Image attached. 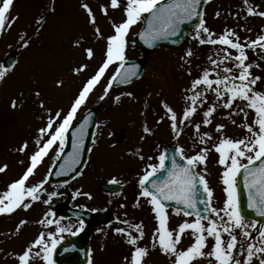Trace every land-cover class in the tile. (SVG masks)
<instances>
[{"label":"snow or ice","instance_id":"snow-or-ice-1","mask_svg":"<svg viewBox=\"0 0 264 264\" xmlns=\"http://www.w3.org/2000/svg\"><path fill=\"white\" fill-rule=\"evenodd\" d=\"M13 2L14 0H0V35L6 28L10 30L19 18L11 16ZM202 2L207 3L209 0H125L123 5L121 0H109L107 5H101L103 14L107 16L109 8H122L124 15L120 22L109 21L113 32L106 37L96 26L97 19L93 9L88 3H82L81 7L87 12L89 23L94 26V34L106 41L102 59L92 68L90 62L95 60L96 50L92 46L84 47V55L89 63H81L73 72L77 75L89 72V75L66 110L53 109L48 107L43 99L39 100V107L43 109L39 119L43 124L38 127L31 142L34 147L28 140H24L16 149L21 154H27L28 163L22 175L10 182L6 190L0 192V214H11L17 209L28 210L36 202L50 205L54 197L63 195L57 190L49 192L46 187L51 168L44 178L29 183L30 178H33L43 165L45 158L53 162L62 161L59 171L55 173L57 176L70 172L74 173L73 179L83 176V170L78 166L83 163L84 167H87L83 154L90 117L85 115L78 120L77 113L86 105L90 94L101 85L103 79L106 78L107 83L103 86L101 100L109 96L114 84H128L132 77L137 75L139 66L129 64L126 55L128 37L133 26L144 21L146 28L139 36L145 43L152 44L157 40L177 35L181 25L195 21L192 38L199 45H220L221 48L214 53L215 58L208 56L210 66L203 68L201 74L191 81L188 89L191 95L183 97L186 104L181 112L178 113L173 106L162 101L164 115L160 116L157 123L167 118L177 138L186 128L192 127L196 133L193 148L199 147V150L188 155L184 147L179 146L174 149L175 154L171 157L163 151L156 157L158 163L147 164L143 174L138 175L139 194L133 207H142L143 200L150 206L156 226L152 231L149 247L141 244L146 236L142 220L131 222L127 219V212L124 213V219L117 218V222L125 226L116 227L113 231L124 237L125 243L132 249L130 255L123 258L122 264H146L147 257L156 249L169 257L171 264H195L200 259H207L208 264H254L255 260L264 264V224L255 220L248 221L241 206L239 189V178L242 176L243 187L247 190V208L264 217V90H257L258 84H264V77L253 73L252 69L260 68L261 65L250 61L248 55L249 49L255 51L257 47L264 52V35H258L255 40L245 38L242 41L235 29L226 27L222 33H215L204 18ZM243 4L248 15L264 18V11H258L259 5L253 7L249 0H243ZM216 15L219 16L220 13L217 12ZM38 23L43 25L42 17ZM20 40L21 47L27 48L30 41L26 34L21 35ZM75 43L78 47H83L81 40ZM231 50H234L235 54ZM194 55L193 50L188 48L181 59L191 64L190 58ZM260 59L264 60V56ZM229 62L231 67L228 66ZM14 67L15 65L0 64V82L5 80ZM112 69L114 71H111ZM109 71L111 75L106 77ZM58 84L63 85V80L58 81ZM209 93L214 96V101L209 100ZM124 95L131 97L133 94L128 92L116 95L113 97L114 102L119 103ZM35 96L40 97L41 93L37 91ZM204 105H207L206 109ZM22 106V101L19 104L15 99L11 101L13 109ZM220 108L228 110L224 119L243 128L247 134L233 138L226 134L227 124L217 123L215 133L219 135L215 137L216 142L210 148L208 143L214 139L213 133L201 129L213 124L214 116ZM201 109H204L202 119L197 122L194 118ZM249 111L255 113L251 123L248 122ZM240 115L243 120L237 124L233 117ZM143 131L152 133L147 124ZM69 133L71 151L65 154ZM92 142H96L95 138ZM213 150L219 155L217 163L224 166L221 180L225 186L223 191L226 198L221 208L213 206L214 189L206 178L209 153ZM52 152L55 153L54 156H50ZM135 154L140 160L145 159L140 150ZM176 154L182 163L177 160ZM147 159L151 161L153 157L149 156ZM169 159L171 166L167 163ZM19 163L24 165L23 160ZM8 167L7 163L0 165V173L6 172ZM110 183L119 181L113 178ZM67 185L68 181H64L56 187ZM45 195L46 199L43 198ZM78 196L92 198L91 193L76 189L73 199ZM168 202L178 205L172 209V214L185 217L175 227L170 226ZM201 205L204 207L201 208ZM120 207L124 208L126 205L121 204ZM208 213L211 215H206ZM55 215L49 208L43 217L36 221L45 228L55 226V231H41L22 253L17 254L19 264H31L37 258H42L46 264H54L53 252L63 240V235L57 238L58 234L69 232L75 235L85 228L84 221L80 219L76 232H72V225L62 224V218L56 219ZM28 222L27 219H21L13 234L19 233ZM97 232L104 230L97 229ZM254 232H258V235H254ZM104 235L107 236V233L104 232ZM188 236L192 238V242L182 247L183 240ZM34 249L37 250L33 251ZM237 252L244 253L243 258L238 256ZM88 264H92L90 253Z\"/></svg>","mask_w":264,"mask_h":264},{"label":"rangeland","instance_id":"rangeland-1","mask_svg":"<svg viewBox=\"0 0 264 264\" xmlns=\"http://www.w3.org/2000/svg\"><path fill=\"white\" fill-rule=\"evenodd\" d=\"M85 2L93 9L97 19L96 26L101 29L104 36L112 34L113 29L109 21L120 22L124 14L122 8H109L108 15H104L101 5H107L109 0H14L13 2L11 16L19 18L10 30L6 28L0 35V64H3L5 56L10 52L18 51L14 69L3 82H0V165L4 163L9 165L6 172L0 173V192L6 190L10 182L22 175L28 163L27 154H21L16 149L24 140H28L31 145L36 130L43 124L39 119L43 112L39 107V100L43 99L47 106L53 109L66 110L89 75V72L79 75L73 72V69L81 63H89L84 55V47L92 46L96 50V58L90 62L92 68H95L102 59L106 41L94 34V26L89 23L88 14L81 7ZM121 3L123 5L125 0H121ZM249 3L253 7L259 5L258 11H264V0H249ZM217 12L220 13L219 16L216 15ZM41 17L42 26L38 23ZM204 18L207 25L217 34L222 33L227 27L235 29L242 41L245 38L255 40L258 35H264V18L248 15L243 0H210L205 7ZM142 22L133 26L129 33L127 59L143 56L142 50L133 43L134 35ZM24 34L30 41L27 48L21 47L20 37ZM193 35L194 30L179 47H161L149 53L146 57V73L139 81L122 88L111 89L109 96L103 100L100 96L103 94V86L106 85L107 79H103L101 85L94 89L86 105L77 113L78 119L91 107L100 102L103 104L94 136L96 142L92 143L83 176L73 179L67 187H56L60 184L48 183L46 187L49 192L57 190L63 193L54 197L50 205L36 202L28 210L17 209L11 214H0L3 220L0 226V264H19L17 254L22 253L41 231H55V226L45 228L36 221L41 219L49 208L56 214L55 218L60 219L59 209L63 205L77 209L110 210L115 217L114 223L103 228L86 224L82 231L89 237L92 264H122L123 258L130 255L132 249L125 243L124 237L113 231L116 227L125 226L117 222L118 217L121 220L125 218V212L131 222L141 220L144 222L146 236L141 244L151 247L150 238L156 222L150 206L143 200L142 207H133L139 194L137 177L143 174L147 164L158 163L156 157L162 152V146L166 143L176 148L183 146L188 155L199 150V147L193 148L196 133L192 127L186 128L177 138L167 118L157 123L160 116L164 115L161 102L166 101L180 113L186 104L183 97L191 95L188 91L191 81L201 74L203 68L210 66L208 56L212 55L215 58L214 53L221 48L220 45H199L192 38ZM77 40L82 41L83 47L76 45ZM188 48L195 53L190 58L191 64L181 59ZM231 51L235 54L234 50ZM248 55L250 61L261 65L260 68H253V73L257 71L259 73L257 75L262 76L264 60L260 57L264 56V52L257 47L255 51L249 49ZM228 66L231 67V62ZM111 71L106 73V77L111 75ZM60 80H63V85L58 84ZM258 87L259 84L257 89ZM37 91L41 93L40 97L35 96ZM128 92L133 95L131 97L124 95L119 103L114 102L113 97ZM13 99L17 100L18 104L22 101L23 106L13 109L11 107ZM214 99L209 93V100L214 101ZM206 107L207 105H204V109ZM204 109H201L194 118L197 122L202 119ZM227 112V109H218L213 124L202 127L201 131H210L214 136L208 147L211 148L216 142L215 137L219 135L215 133L217 123L227 124L226 134L233 138L247 134L243 128L224 119ZM254 116L255 113L249 111V123ZM233 118L237 120V124L243 120L242 115ZM145 124L152 129L151 134L143 131ZM120 128H124L126 134L120 143H115ZM137 150H140L145 157L144 160H140L135 154ZM54 155V152L50 153V156ZM149 156L153 157L151 161L147 159ZM218 158L219 155L214 150L209 153L206 178L214 189L213 206L221 208L226 194L221 180L224 166L217 163ZM20 160L24 161V165L19 163ZM53 164L51 159L45 158L43 165L39 167L36 175L30 178L29 183L44 178ZM113 178L119 181L122 190L117 194L104 193L100 185L109 183ZM76 189L91 193L92 198L78 196L73 199V192ZM43 198L46 199V195ZM121 204L126 207L121 208ZM169 212L172 227L185 219L172 214V209ZM21 219H27L29 222L19 233L13 234ZM61 223L72 225V232H76L79 226V220L73 218L64 217ZM97 229H103L107 236L104 232H97ZM59 235H63L65 240L64 238L73 234L69 232L58 234V239ZM254 235H258V232H254ZM191 242L192 238L188 236L181 246L186 247ZM237 255L243 258L244 253L237 252ZM31 264H46V262L42 258H37ZM54 264H56L55 260ZM146 264H171V260L156 249L151 251ZM195 264H208V260L200 259ZM254 264H259L258 260H255Z\"/></svg>","mask_w":264,"mask_h":264},{"label":"water","instance_id":"water-1","mask_svg":"<svg viewBox=\"0 0 264 264\" xmlns=\"http://www.w3.org/2000/svg\"><path fill=\"white\" fill-rule=\"evenodd\" d=\"M204 5L205 3L202 2V5H201V10L203 11V8H204ZM194 24H195V21L193 22H186L185 24L181 25V29H180V32L175 35V36H169L167 39H160V40H157L155 42H153L152 44H148V43H145L144 40H142L139 36V34L137 35V43L145 50V52H150L151 50L159 47L161 44H168V45H172V46H177V45H180L185 37L187 36V34L190 32L191 28L194 27ZM146 28V23L144 24L142 30L139 32L141 33L144 29ZM15 61V54L14 55H10L6 58L5 60V65L6 66H10V65H13ZM129 64H136L138 65V69H137V75L132 77L131 81L133 79H136V78H139L143 75L144 71H145V68H144V64H145V60L144 59H137V60H131V61H128ZM119 85H122V84H114V86H119ZM99 110H100V107H97L95 109H93L89 114L90 116V124H89V128H88V137L86 139V144H85V152L83 154V160L86 161V158H87V152H88V147H89V143H90V140H91V136H92V132L94 130V126H95V123H96V118H97V115L99 113ZM122 132L123 130H121V137L119 138V140L122 138ZM71 151V135L69 133V142H68V145L65 149V154H67V152ZM168 153V151H167ZM175 153H170L168 154L169 157H171V155H173ZM177 155V160L179 162H183L180 160V157L178 154ZM62 161H59L51 175H50V181L52 182H58V181H61V180H70L72 179L74 173L70 172V173H67V174H62L60 176H57L55 175V173L57 171H59V164L61 163ZM168 165H170V159L169 161H167ZM83 163L81 165H79L78 167L80 169H82L83 167ZM163 174H166V173H163ZM159 178V177H157ZM240 183H239V189H240V198H241V206H242V209H243V212L245 214V216L247 218H252L253 220L255 221H258L260 224H264V217H261L259 215H257L253 210L247 208V190L244 189L243 187V177L241 176L240 178ZM105 190H108V191H117L120 187L115 185V184H110V185H103L102 186ZM169 205L171 206H178L175 204V202H168ZM204 206L201 205V208H203ZM67 212V211H66ZM75 212V211H74ZM76 216H82L84 217L88 222H91V223H103V222H107L111 219V217L107 214H102V213H99V214H91L89 212L87 213H75ZM206 215H209L206 214ZM62 247H64V251L59 255L57 256V260L61 259V258H66V257H74L76 258L77 260V263L78 264H87L88 262V255H89V249H88V243H87V240L86 238L84 239H81V238H76V239H71V240H68L66 242L63 243ZM65 249H68L67 251H65Z\"/></svg>","mask_w":264,"mask_h":264}]
</instances>
